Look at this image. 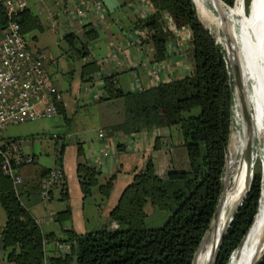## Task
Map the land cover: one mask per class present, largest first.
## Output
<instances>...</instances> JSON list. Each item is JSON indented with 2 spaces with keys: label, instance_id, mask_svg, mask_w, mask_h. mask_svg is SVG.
Here are the masks:
<instances>
[{
  "label": "trees",
  "instance_id": "1",
  "mask_svg": "<svg viewBox=\"0 0 264 264\" xmlns=\"http://www.w3.org/2000/svg\"><path fill=\"white\" fill-rule=\"evenodd\" d=\"M152 13L135 22L142 30L139 42L152 47V61L167 59V43L174 31L189 28L193 71L190 75L160 83L137 92H126L115 77L104 78V99L125 100L126 117L114 131L126 134L162 128H175L180 133L189 159L186 170L170 169L163 176L150 160L136 172L133 181L121 193L110 219L115 229L107 227L79 234L63 230L64 237L45 234L22 200L21 186L14 189L12 180L0 169V204L6 222L0 234V248L11 264H193L204 235L209 229L218 200L224 188L226 156L229 149L234 108V93L229 60L216 37L198 18L191 0H148ZM232 7L235 0H221ZM225 6V7H226ZM25 36L29 23L36 18L27 10L14 15ZM8 17L0 2V25ZM95 28L86 32L95 36ZM77 44V41H71ZM87 55L86 46L79 49ZM98 68L93 66L83 77L93 82ZM234 101V102H233ZM59 114L66 118L62 104ZM18 139V138H14ZM19 140V139H18ZM123 149L122 146H119ZM78 177L84 198L97 187L101 200L109 198L115 175L99 182L101 171L90 166L78 148ZM2 157L0 156V164ZM41 170V178L49 174ZM40 191V183H39ZM52 190L50 191L51 194ZM67 200V190L59 191ZM262 200L261 173L255 172L246 199L235 213L221 239L214 264H228L241 246L259 212ZM166 219L153 227L147 206ZM56 221L64 227L71 219V208L57 212ZM60 239L70 246L63 256L48 255L47 246ZM46 247V249H45ZM264 264V261L261 263Z\"/></svg>",
  "mask_w": 264,
  "mask_h": 264
},
{
  "label": "crops",
  "instance_id": "2",
  "mask_svg": "<svg viewBox=\"0 0 264 264\" xmlns=\"http://www.w3.org/2000/svg\"><path fill=\"white\" fill-rule=\"evenodd\" d=\"M25 1L26 9L36 18L25 33L28 48L42 59L44 69L60 94L66 118L58 114L36 120L43 123L31 133L6 135L18 138L24 152L37 158L36 163L22 168L23 203L45 234L64 237L65 229L79 234L104 227L115 229L111 211L137 171L151 160L156 172L163 176L170 169L189 168V159L175 128L132 134L112 130L111 126L126 117L125 100L104 99L103 80L115 77L124 91L137 92L190 75L193 71L191 31L189 28L175 30L167 43V59L154 63L152 47L141 44L134 31L135 22L152 13L148 0ZM90 28H95L96 33L88 39L85 33ZM83 46H86V56L79 53ZM93 66L98 72L91 74V82L83 75ZM154 69L156 74H153ZM79 146L86 162L101 171L100 183L116 174L108 199L102 201L99 193L90 202L84 198L77 172ZM57 166H62L65 173L67 200L56 188L52 189L48 200H43L38 188L41 170ZM67 205L71 208V219L61 227L55 215ZM147 211L154 223L158 214L149 205ZM5 222L6 218L0 219V234ZM47 249L48 255H54L51 243ZM0 264H11L1 248Z\"/></svg>",
  "mask_w": 264,
  "mask_h": 264
},
{
  "label": "bare ground",
  "instance_id": "3",
  "mask_svg": "<svg viewBox=\"0 0 264 264\" xmlns=\"http://www.w3.org/2000/svg\"><path fill=\"white\" fill-rule=\"evenodd\" d=\"M192 1L204 24L217 32L216 41L225 48L241 84V90L234 92L232 128L238 131H231L229 153L238 155L242 146L238 169L226 181V192L215 225L203 238L202 253L198 260L197 251L193 264L213 263L216 245L244 198L259 160L261 206L243 243L228 262L253 264L264 253V0H235L230 8L220 0Z\"/></svg>",
  "mask_w": 264,
  "mask_h": 264
},
{
  "label": "built area",
  "instance_id": "4",
  "mask_svg": "<svg viewBox=\"0 0 264 264\" xmlns=\"http://www.w3.org/2000/svg\"><path fill=\"white\" fill-rule=\"evenodd\" d=\"M0 2L8 17L7 24L0 25V169L19 191L23 183L22 168L36 163L37 158L24 152L20 140L6 137L3 132L11 125L57 116L61 97L44 69L42 59L29 50L21 26L14 18L16 13L26 9V1ZM134 31L142 35V30L134 28ZM153 74H156L155 69ZM100 135L104 136V133ZM65 185L62 166L52 168L40 181V196L48 200L52 189L60 191ZM51 244L55 256L70 253V246L60 239Z\"/></svg>",
  "mask_w": 264,
  "mask_h": 264
},
{
  "label": "rangeland",
  "instance_id": "5",
  "mask_svg": "<svg viewBox=\"0 0 264 264\" xmlns=\"http://www.w3.org/2000/svg\"><path fill=\"white\" fill-rule=\"evenodd\" d=\"M230 8V7H229ZM202 21L205 23V21L202 19ZM206 27H208L206 25ZM209 28V27H208ZM212 28H209V30L211 31V33L216 37V40L218 39V34L217 32L212 29ZM219 44V43H218ZM221 45V44H220ZM222 46V45H221ZM222 48L224 49V52L226 54V51H225V48L222 46ZM227 57V56H226ZM229 64H230V61H229ZM228 64V65H229ZM230 67V66H229ZM233 86V84H232ZM234 115V113H233ZM232 122H233V116H232ZM43 121H28L26 123H22V124H17V125H11L8 127V129L3 132V134L6 136V135H12V134H20V135H24L22 133H31V131H34L36 130L37 128H39L40 124H42ZM233 124V123H232ZM232 124H231V131L232 129L236 132L238 131L237 128L233 127L232 128ZM234 126V125H233ZM231 135V133H230ZM7 137V136H6ZM241 149H242V146L240 147V150H239V153L238 155H235L236 153H233V154H230L228 153V159H227V166H226V172H225V186H227V182H228V179H230V177L237 171L238 169V166H239V155L241 153ZM186 150V148H185ZM187 152V150H186ZM229 152V151H228ZM188 169V168H187ZM254 169H255V172H260L261 173V167H260V162L259 160H257L255 166H254ZM186 170V169H185ZM227 181V182H226ZM97 193V194H95ZM98 188L95 187V188H92V192H91V195L87 198L90 202L92 201L94 198H96L98 196ZM23 197V195L21 196ZM23 199V198H22ZM153 208V207H152ZM154 209V208H153ZM155 210V209H154ZM160 214L162 215V217L164 219H158L154 224H151L153 227H159L161 225H163L165 219H166V215H164L163 213L160 212ZM87 217L90 216L89 212L86 213ZM6 218V213L3 209V207L1 206L0 204V219H4ZM204 241V240H203ZM244 241V240H243ZM203 243V242H202ZM243 243V242H242ZM218 245V244H217ZM217 245H216V248H217ZM202 245L200 247V249L198 250V260H199V255H201L202 253ZM217 250H215V253H216Z\"/></svg>",
  "mask_w": 264,
  "mask_h": 264
},
{
  "label": "water",
  "instance_id": "6",
  "mask_svg": "<svg viewBox=\"0 0 264 264\" xmlns=\"http://www.w3.org/2000/svg\"><path fill=\"white\" fill-rule=\"evenodd\" d=\"M191 1H192V0H191ZM220 1H221V0H220ZM221 3H222L224 6H226L222 1H221ZM192 4H193L194 10H195V12H196V14H197V11H196V8H195V5H194V2H193V1H192ZM226 7H228V6H226ZM217 13H218V12H217ZM218 14H219V13H218ZM197 16H198V18L200 19V17H199L198 14H197ZM200 20H201V19H200ZM201 22L204 24V22H203L202 20H201ZM204 25H205V24H204ZM205 26H206V25H205ZM207 28H208V27H207ZM229 66H230V73H231V76H232L233 93H234L235 91H236V93H237V92H239V91L241 90V84H240V82L238 81V76H237V74H236L235 69H234L233 66L231 65V63L229 64ZM228 151H229V149H228ZM228 153H229V152H228ZM228 153H227V156H226V166H227ZM263 172H264V162H263ZM253 178H254V175H253ZM253 178H252V181H253ZM223 180H224V185H225V178H224ZM252 181H251V183L249 184V186H248V190L246 191L245 196H244V198L242 199L241 203L237 206V208L235 209L234 213L232 214L231 219H230V222H229L227 228L229 227L230 223L232 222V219H233L235 213L240 209L241 205L243 204L244 200L246 199V197H247V195H248V192H249V190H250V188H251ZM261 181H262V175H261ZM225 192H226V186H225V187L223 188V190H222V193H221L220 198H219V200H218V203H217V206H216L215 212H214V214H213V218H212V221H211V224H210V226H209L208 231L211 230L212 227L215 225V222H216V220H217V216H218V212H219V209H220L221 201H222V199H223V196H224ZM227 228L225 229V231L227 230ZM208 231H207V232H208ZM225 231H224L223 234L221 235V238H220L219 243H218V245H217V251H216V253H215L214 257H213V263H212V264H214V262H215V260H216V257H217V255H218L219 245H220L221 239H222L223 236H224ZM207 232H206V234H207ZM206 234H205V235H206ZM205 235H204V237H205ZM204 237H203V238H204ZM202 241H203V240H202ZM196 253H197V252H196ZM263 261H264V253H263V254H262V255H261V256H260V257H259L254 263H253V264H261Z\"/></svg>",
  "mask_w": 264,
  "mask_h": 264
}]
</instances>
